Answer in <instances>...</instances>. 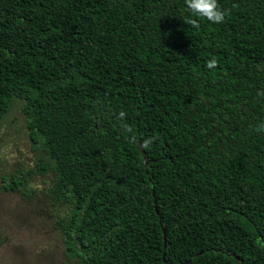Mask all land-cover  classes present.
I'll return each instance as SVG.
<instances>
[{
	"label": "trees",
	"instance_id": "trees-1",
	"mask_svg": "<svg viewBox=\"0 0 264 264\" xmlns=\"http://www.w3.org/2000/svg\"><path fill=\"white\" fill-rule=\"evenodd\" d=\"M217 2L0 0V123L42 153L3 188L53 175L70 259L264 264V0Z\"/></svg>",
	"mask_w": 264,
	"mask_h": 264
},
{
	"label": "rangeland",
	"instance_id": "rangeland-1",
	"mask_svg": "<svg viewBox=\"0 0 264 264\" xmlns=\"http://www.w3.org/2000/svg\"><path fill=\"white\" fill-rule=\"evenodd\" d=\"M22 106L15 100L0 123V264H80L69 258L62 234L55 228L57 219L68 210L51 204L52 174L37 173L31 178V185L23 189L31 199L3 188V177L20 167L36 169L42 156Z\"/></svg>",
	"mask_w": 264,
	"mask_h": 264
},
{
	"label": "clouds",
	"instance_id": "clouds-1",
	"mask_svg": "<svg viewBox=\"0 0 264 264\" xmlns=\"http://www.w3.org/2000/svg\"><path fill=\"white\" fill-rule=\"evenodd\" d=\"M187 8L195 15L206 18L214 24L222 23L225 19V13L221 10L217 0H185ZM193 27H199L198 22L196 20H189ZM218 61L215 58L210 59L207 62V67L209 69L217 66ZM259 95H264V93H258ZM126 116L124 111L119 113V118L122 120ZM123 127L131 132V128L127 125H123ZM154 138L145 139L141 145L143 148H148L149 145L153 142ZM136 138L133 136L131 138V142H135Z\"/></svg>",
	"mask_w": 264,
	"mask_h": 264
},
{
	"label": "water",
	"instance_id": "water-1",
	"mask_svg": "<svg viewBox=\"0 0 264 264\" xmlns=\"http://www.w3.org/2000/svg\"><path fill=\"white\" fill-rule=\"evenodd\" d=\"M166 243H167V235L165 233V248H166ZM164 261L166 262L165 257H164Z\"/></svg>",
	"mask_w": 264,
	"mask_h": 264
}]
</instances>
